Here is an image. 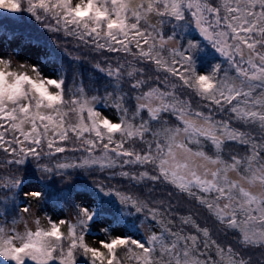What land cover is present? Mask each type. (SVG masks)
Segmentation results:
<instances>
[{
  "label": "snow or ice",
  "instance_id": "snow-or-ice-1",
  "mask_svg": "<svg viewBox=\"0 0 264 264\" xmlns=\"http://www.w3.org/2000/svg\"><path fill=\"white\" fill-rule=\"evenodd\" d=\"M0 10V31L26 13L34 32L100 57L93 67L108 79L102 96L88 95L82 80L70 87L0 49V165L34 163L46 181L0 176V264H264V0H0ZM208 53L216 58L199 68ZM232 143L244 152L226 159ZM97 170L136 192L87 183ZM77 184L87 197L72 218L28 226L18 199L63 205ZM184 202L211 226L182 213ZM145 221L149 233L136 235ZM98 225L108 239L89 243Z\"/></svg>",
  "mask_w": 264,
  "mask_h": 264
},
{
  "label": "trees",
  "instance_id": "trees-1",
  "mask_svg": "<svg viewBox=\"0 0 264 264\" xmlns=\"http://www.w3.org/2000/svg\"><path fill=\"white\" fill-rule=\"evenodd\" d=\"M3 11V10H0ZM24 20H5L3 21L5 25V29L0 31V38L4 40V42L7 44L8 48L14 49L15 51L19 52L24 44H29L30 46L35 47L38 50V59L36 61H39L41 67L43 70L49 74H56V75H65L67 80L66 83L71 87L73 85H79L81 80L83 81V85L85 87L86 92L88 95L97 94V90H99V94L102 96L104 93V88L108 83V79L105 76L104 73L99 72L97 69L93 67V64L96 62V59H100V57H96V59H93L91 56H86L88 49H77L75 47V41L71 38H66L62 34H53L52 32H48L42 27L39 28L38 32H34L32 28V24L34 21H31L28 19L27 14H24ZM29 33H33L34 35L43 33V36L41 37V41L39 43H36L34 41H30L29 39ZM193 36L196 35L195 32L191 33ZM13 43L15 46H13ZM67 49V51H65ZM71 53V55L69 54ZM76 56H79V59H76ZM95 56V54H93ZM113 58H115L113 56ZM216 57L212 53H208L205 57H202V62L198 64L199 68L207 69L208 64L210 62H213L212 60ZM27 59V58H26ZM24 61V60H21ZM28 61V60H26ZM29 62V61H28ZM31 63V62H29ZM99 107L110 117L113 116L114 110L112 109L110 104H104L103 102L99 105ZM232 151H239L241 153L244 152V148L242 146H237L234 143L231 144L230 147L225 148V158H228V153ZM60 155H69L72 154H60ZM77 156L80 155V153H76ZM9 159V157L5 156V154L0 151V161H4ZM31 160V158H29ZM20 171L17 172V166H11V165H0V176H6L12 173H15L17 175L24 174L26 171V181H38L40 183V186L43 187L45 182H41L39 179L40 174L35 171V164L30 163L27 166H19ZM93 174H97L99 176H106L108 173H101L98 170L95 171ZM90 178V176L88 177ZM87 178V183H91L92 179ZM125 181L120 177H117L114 180H111L110 183L113 182H120ZM73 183H76L74 180ZM116 185V184H113ZM117 186V185H116ZM54 187L57 189H68V184H60L59 178H55ZM119 187V186H117ZM121 188V187H120ZM122 190L124 188H121ZM83 196L87 197L86 190L84 189L82 184H77V186L72 190V195L69 198L67 202H65L63 205L57 204L54 202V200H46L41 201L39 203L35 202H28L22 199H18L17 203L24 205L26 204L31 208V206L36 208V214L35 219L38 217L41 221L42 225H46L47 223V215H51L53 219H56L55 210L57 211H68L69 208L73 207L74 204L80 203L78 199H76L77 196ZM182 213L186 214L188 211L180 210ZM191 213L194 216H197L194 212L191 211ZM111 220V215L107 216ZM198 217V216H197ZM11 216H9V220H11ZM144 217L141 215V220H143ZM35 221V220H34ZM199 221L203 224L200 219ZM22 221L17 222V225L21 223ZM148 227V231L144 232L140 229L139 233L136 235H147L150 230V226L152 224L151 221H145ZM137 224H140V221H137ZM16 225V227H17ZM117 225L116 223H112V226ZM210 226V225H209ZM214 237L218 239L219 242L225 244L222 242L217 235V232L214 233ZM119 255L124 256L125 253L123 250H119Z\"/></svg>",
  "mask_w": 264,
  "mask_h": 264
},
{
  "label": "rangeland",
  "instance_id": "rangeland-1",
  "mask_svg": "<svg viewBox=\"0 0 264 264\" xmlns=\"http://www.w3.org/2000/svg\"><path fill=\"white\" fill-rule=\"evenodd\" d=\"M13 46H15V44L13 43ZM0 49L6 50V51H13L14 49H10L8 48L7 44L4 42V40L2 38H0ZM17 52V51H16ZM20 54L19 59L20 60H28L29 62H33L36 61L38 59V50L33 47L30 46L29 44H24L23 48L18 52ZM27 58V59H26ZM217 118H220L219 116ZM237 127H241L242 130H245V126L237 123L236 124ZM96 179L97 181H101L104 183H110V181L106 180V178H104V176H99L97 174H93L92 176H90V178L88 179H92L93 180ZM26 185H34V186H40V183L38 181H26L25 182ZM112 184H116L117 186L124 188V189H129L132 192H136V189L132 187V185H130L127 181H120V182H113ZM79 200V199H78ZM80 201V200H79ZM31 211L29 214L24 215V220L27 221L28 226L34 228L35 224H34V220H35V214H36V208L33 206H31ZM180 210H184V211H192L194 212L199 219L202 222H207L210 226H211V221L207 220V213L205 212L204 209L202 208H198L195 206L194 202L193 203H188V202H184L181 204ZM55 214L56 217L59 216L61 218H72L74 216V209L73 207L69 208L68 211H57L55 210ZM107 220H110L108 217H106ZM106 225H98L96 227L92 228V234L87 236L86 239L88 240L89 243H92L96 240H98L99 238H105L108 239L107 236H105L103 233L100 232V227H105ZM118 225H114L112 226V228H118ZM141 230H143L144 232L148 231V227L147 224L145 223L144 227L140 228ZM17 230L18 231H23L24 230V223L21 222L17 225ZM217 235L219 236L220 240L222 242H224L225 244H227L230 241L234 240V237L232 235H228L227 237H225V235L223 234V232L217 231ZM255 254L257 256H259V250H254Z\"/></svg>",
  "mask_w": 264,
  "mask_h": 264
}]
</instances>
